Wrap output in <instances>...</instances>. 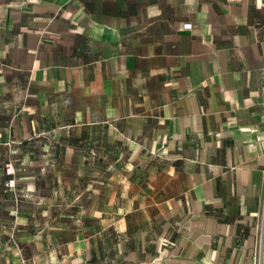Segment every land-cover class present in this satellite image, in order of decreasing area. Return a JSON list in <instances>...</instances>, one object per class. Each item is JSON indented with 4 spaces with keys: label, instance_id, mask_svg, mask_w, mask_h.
Returning a JSON list of instances; mask_svg holds the SVG:
<instances>
[{
    "label": "crops",
    "instance_id": "crops-1",
    "mask_svg": "<svg viewBox=\"0 0 264 264\" xmlns=\"http://www.w3.org/2000/svg\"><path fill=\"white\" fill-rule=\"evenodd\" d=\"M0 120L21 261L264 264V0H0Z\"/></svg>",
    "mask_w": 264,
    "mask_h": 264
},
{
    "label": "rangeland",
    "instance_id": "rangeland-1",
    "mask_svg": "<svg viewBox=\"0 0 264 264\" xmlns=\"http://www.w3.org/2000/svg\"><path fill=\"white\" fill-rule=\"evenodd\" d=\"M1 122V120H0ZM2 128V126L0 125ZM2 134H0V264H63L62 261H60L61 257H58L55 255L54 261L52 260L51 255L49 254V248H42L45 250V253H43L42 257H40L42 262H40L39 257H31L30 259H27L26 255H22L25 258V261H21V258H18L19 253L15 252V242H17L18 246H20L21 251H23V242H21V237L19 235V231L17 230V226L15 224V214L13 213V209L15 207V203L13 201L12 197V191L6 187L5 185V179L7 178V175L4 172L5 163L12 162L14 169L18 171L19 166L17 164V160L15 159L13 148L12 150H9L8 148L5 150L2 148ZM118 168L122 167L124 165V161L122 156L119 157L117 160ZM21 186L23 184L17 180V192L21 193L23 192L20 190ZM11 234L14 235L15 240L12 239ZM63 249V248H59ZM66 250H69V248H64ZM31 248L27 249V254L30 253ZM39 249H36V252ZM48 251V252H47ZM72 263L73 264H84V260H80L79 258L75 257L74 255L71 256ZM106 258H103V264H111L109 260H105Z\"/></svg>",
    "mask_w": 264,
    "mask_h": 264
},
{
    "label": "built area",
    "instance_id": "built-area-1",
    "mask_svg": "<svg viewBox=\"0 0 264 264\" xmlns=\"http://www.w3.org/2000/svg\"><path fill=\"white\" fill-rule=\"evenodd\" d=\"M186 25L189 26L190 24H186ZM4 172L7 175V178L5 180V185L7 188H9L12 191L13 199L17 200L19 193L16 191L17 190V179L15 177V169H14L12 162L9 161L5 163ZM11 237L13 240H15L14 235L11 234ZM14 246H15L14 247L15 252L20 253V248L17 242H15Z\"/></svg>",
    "mask_w": 264,
    "mask_h": 264
}]
</instances>
